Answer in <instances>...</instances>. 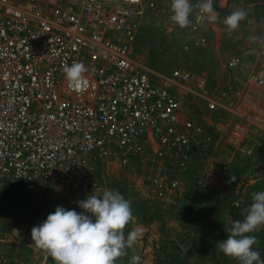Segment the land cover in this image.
I'll return each instance as SVG.
<instances>
[{"label": "built area", "instance_id": "obj_1", "mask_svg": "<svg viewBox=\"0 0 264 264\" xmlns=\"http://www.w3.org/2000/svg\"><path fill=\"white\" fill-rule=\"evenodd\" d=\"M155 8L144 0H0V192L78 189L97 165L151 154L182 160L202 142L189 100L208 95L207 80L181 63L153 78L134 56L141 21ZM172 14L169 24L198 45L211 23L193 14V26L181 29ZM81 61L85 79L70 85L64 65ZM228 65L243 68V58ZM250 65L247 86L264 88V47ZM217 104L208 99L209 110ZM151 181L158 200L180 191L181 179L166 171ZM200 182L221 190L227 177L210 169Z\"/></svg>", "mask_w": 264, "mask_h": 264}, {"label": "rangeland", "instance_id": "obj_2", "mask_svg": "<svg viewBox=\"0 0 264 264\" xmlns=\"http://www.w3.org/2000/svg\"><path fill=\"white\" fill-rule=\"evenodd\" d=\"M144 1L154 2L156 8L141 21L134 56L153 78L168 76L172 67L181 63L207 80L208 95L197 93L189 100L192 117L203 128L202 142L194 144L182 160L151 154L130 164L114 161L97 165L90 184L78 189L55 193L10 185L3 190L5 196H0V264H56L33 242L32 228L57 206L83 212L77 201L89 194H102L105 188L119 190L132 202L134 220L124 231L127 235L134 227L141 229L135 245L141 264H239L224 255L217 242L227 238L220 234L234 221H243L252 193L264 191V88L246 83L250 64L261 48L250 37H264V0H218V19L197 33L202 36L198 45L191 35L169 24L171 0ZM237 7L248 15L229 35L223 20ZM186 42H193L189 50L183 49ZM233 56L243 58V68L228 65ZM211 98L218 102L216 110L208 109ZM238 146L251 154L228 158L229 148ZM210 169L226 175L225 188H208L200 182ZM160 171L181 179L173 200L166 202L156 196L151 176ZM193 200L199 203L195 206ZM195 211L205 219L194 221ZM253 234L258 238L254 249L264 259V227ZM132 254L128 249V256L118 258L116 264H129Z\"/></svg>", "mask_w": 264, "mask_h": 264}, {"label": "clouds", "instance_id": "obj_3", "mask_svg": "<svg viewBox=\"0 0 264 264\" xmlns=\"http://www.w3.org/2000/svg\"><path fill=\"white\" fill-rule=\"evenodd\" d=\"M171 21L181 29L191 28L195 15L196 23H212L218 15L213 0H171ZM247 12L237 7L226 16L223 23L230 35L247 18ZM264 47V37L252 36ZM64 73L70 85L81 84L88 68L81 62L64 65ZM77 87V91H79ZM232 181L236 178L232 176ZM83 212L57 206L53 213L31 230L33 242L45 250L56 264H116L118 258L133 254L129 264H141L135 254V245L141 229L132 228L127 235L126 226L134 220L132 202L119 190L105 188L102 194H89L77 201ZM243 221H234L226 229L227 238L217 242V247L226 256L235 258L239 264H264L259 251L254 249L258 238L253 233L264 227V191L252 193V203L244 209ZM183 251V245L180 246Z\"/></svg>", "mask_w": 264, "mask_h": 264}, {"label": "crops", "instance_id": "obj_4", "mask_svg": "<svg viewBox=\"0 0 264 264\" xmlns=\"http://www.w3.org/2000/svg\"><path fill=\"white\" fill-rule=\"evenodd\" d=\"M229 152L230 151H232V152H228V158H230V159H234V158H236V157H240L242 154L243 155H245V154H251L250 152H249V150L248 151H246V150H244V148L242 147V146H238V149H236V150H232V149H230L229 148V150H228ZM242 151H244V153H242ZM252 169H254V167L252 168ZM248 173H250L249 171H248ZM254 173H256V174H258V171H254ZM248 187H252V189L253 188H255L256 186L254 185V186H248ZM250 190V189H249ZM5 191H1L0 192V196L1 197H4L5 196ZM194 196H196V197H198L197 195H194ZM241 199H243V198H241ZM186 201V200H185ZM194 202L193 203H196L195 204V206L199 203L197 200H193ZM250 204V203H249ZM195 218H194V221H196V222H201V221H203L205 218L203 217V216H199L198 214H197V211H195V213H194V215H193ZM224 218V217H223ZM216 220H218V217L215 219V221ZM228 235V233L227 232H223V234H220V236H227Z\"/></svg>", "mask_w": 264, "mask_h": 264}]
</instances>
